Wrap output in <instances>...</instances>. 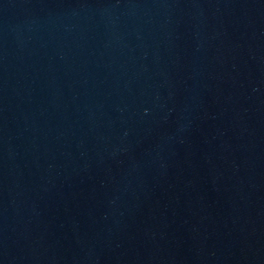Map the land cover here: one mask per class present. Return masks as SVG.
Listing matches in <instances>:
<instances>
[{"label": "water", "instance_id": "water-1", "mask_svg": "<svg viewBox=\"0 0 264 264\" xmlns=\"http://www.w3.org/2000/svg\"><path fill=\"white\" fill-rule=\"evenodd\" d=\"M0 264H264V0H0Z\"/></svg>", "mask_w": 264, "mask_h": 264}]
</instances>
